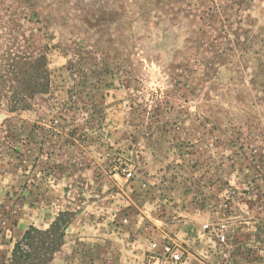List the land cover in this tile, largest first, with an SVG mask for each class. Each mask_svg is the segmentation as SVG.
Listing matches in <instances>:
<instances>
[{"label":"rangeland","instance_id":"1","mask_svg":"<svg viewBox=\"0 0 264 264\" xmlns=\"http://www.w3.org/2000/svg\"><path fill=\"white\" fill-rule=\"evenodd\" d=\"M154 242L264 264V0H0V264Z\"/></svg>","mask_w":264,"mask_h":264},{"label":"built area","instance_id":"2","mask_svg":"<svg viewBox=\"0 0 264 264\" xmlns=\"http://www.w3.org/2000/svg\"><path fill=\"white\" fill-rule=\"evenodd\" d=\"M131 175L132 172H129L128 176ZM204 228L211 229V226L205 224ZM225 228L226 225L221 224L218 229L214 228L211 229V231H216V236L219 237L221 241H225L227 239ZM184 255L183 246L176 242L163 243L162 246H159L157 242H154L152 249L147 255L146 264H180L183 262Z\"/></svg>","mask_w":264,"mask_h":264},{"label":"trees","instance_id":"3","mask_svg":"<svg viewBox=\"0 0 264 264\" xmlns=\"http://www.w3.org/2000/svg\"><path fill=\"white\" fill-rule=\"evenodd\" d=\"M34 231H35V229H33ZM31 232H27L26 233V238L27 237H31ZM30 252V251H28V250H25V249H23V247L21 246V243L20 242H18V243H16V245H15V249H14V254H16L17 252Z\"/></svg>","mask_w":264,"mask_h":264}]
</instances>
